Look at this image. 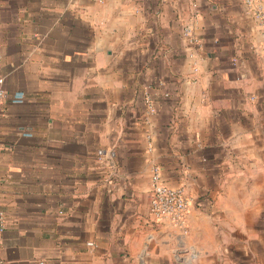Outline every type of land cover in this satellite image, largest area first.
<instances>
[{
    "label": "crops",
    "instance_id": "crops-1",
    "mask_svg": "<svg viewBox=\"0 0 264 264\" xmlns=\"http://www.w3.org/2000/svg\"><path fill=\"white\" fill-rule=\"evenodd\" d=\"M250 2L0 0V264H264ZM155 167L184 226L150 215Z\"/></svg>",
    "mask_w": 264,
    "mask_h": 264
},
{
    "label": "built area",
    "instance_id": "built-area-1",
    "mask_svg": "<svg viewBox=\"0 0 264 264\" xmlns=\"http://www.w3.org/2000/svg\"><path fill=\"white\" fill-rule=\"evenodd\" d=\"M250 4V0H247ZM262 20L264 29V17ZM189 32L190 30L187 29ZM3 80L0 79V84ZM8 99L5 90L0 87V106ZM11 102L20 104L25 101L23 93L19 92L13 96ZM190 208V199L183 188H173L164 183L161 170L155 167L151 176L150 215L157 219H168L178 226H184ZM5 216L0 211V232L5 229Z\"/></svg>",
    "mask_w": 264,
    "mask_h": 264
}]
</instances>
